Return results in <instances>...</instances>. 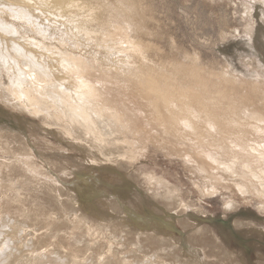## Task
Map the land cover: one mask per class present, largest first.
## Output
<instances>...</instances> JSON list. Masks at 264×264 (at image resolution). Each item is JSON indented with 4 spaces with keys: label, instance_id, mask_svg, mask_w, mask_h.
<instances>
[{
    "label": "rangeland",
    "instance_id": "rangeland-1",
    "mask_svg": "<svg viewBox=\"0 0 264 264\" xmlns=\"http://www.w3.org/2000/svg\"><path fill=\"white\" fill-rule=\"evenodd\" d=\"M5 1L15 5L1 4L0 24L41 39L28 23L35 0ZM68 2H79L69 14L84 16L73 23L78 35L105 37L100 21L118 27L125 20L131 30L95 43L96 57L76 49L91 92L81 89L74 100L64 92L69 85L57 89L84 132L67 121L63 104L47 105V92L14 93L26 79L11 59H20L16 46L0 34V264H264L257 227L264 230L257 191L264 186V66L252 51H264V41H250L243 18L250 1L41 6L51 16ZM55 27L45 31L63 37ZM146 73L150 83L139 77ZM45 77L39 81L52 88L57 80ZM97 152L104 165L90 160ZM225 164H236L244 182L225 174ZM229 202L235 209H226ZM238 220L257 226L240 228Z\"/></svg>",
    "mask_w": 264,
    "mask_h": 264
},
{
    "label": "bare ground",
    "instance_id": "bare-ground-1",
    "mask_svg": "<svg viewBox=\"0 0 264 264\" xmlns=\"http://www.w3.org/2000/svg\"><path fill=\"white\" fill-rule=\"evenodd\" d=\"M248 2H249V5H246V7H245L243 18L246 20L247 27L250 29L248 32L250 34V38H251L250 41L255 40V38H257V36L258 37L260 36V38L264 41V0H248ZM1 4L4 6H9L11 3L6 2L5 0H0V15L4 16L5 11H1V7H3ZM12 4H14V3H12ZM12 4L10 7H12ZM34 4L37 7L42 9V12H41L42 14L38 13L36 11L37 10L35 8L36 6L29 4V12H31V13L33 12L35 17L28 12L30 14V17H31V18H28V19H30V21H28V19L26 17H25V19H27L28 23L30 24V27H29L30 29H32V25L36 26L38 32H34L33 35H35V36L39 35V36H41V39L29 37L27 35L28 33H25V32L23 33L24 36H22L21 35V32H22L21 28H19L16 25H10V23H14V22H9V23L4 22V24H0V34H2L3 39L6 38L10 44L12 42V44H14V46H16V50H17L16 52L18 53V57H20V59H15L14 57H12L11 59L13 60V62H15V67L18 68L17 71L20 72V75L22 77H25V79H26V80H24L26 83L25 84L26 86H24V83H22L23 85H22V87H20V90H17L14 93L19 94V95L27 98L28 97V92H27L28 89H33V90L35 89V90H39L40 92H47L49 94V96L46 97L47 105H52L53 107H56V106L59 107L60 106V108H61V104H63V102H62V99L59 97V94L57 93L58 87L64 88L65 84L69 85V87H65L64 92L68 96L71 95V99L73 98L74 100H77L78 96H80L78 93L79 90L85 89L87 92H91V90L93 89V84L88 80L87 75L84 76L83 72L80 70V67H79V63L81 62L82 57L85 56V55H83V53H80L82 51V49H86V50L91 49L90 50L91 53H93L96 57L98 47H95V43H97L99 41L103 42V43L104 42H111V41L116 40L115 38L117 36H121V35H122L121 37H123V35L126 36V34H127L126 32L129 31V29L131 28L132 25L124 20L122 25L119 24L118 27H115L114 25H112L113 21H100L96 15L91 13L89 20L92 19L95 21H100L98 24L105 27V31L103 30L104 31L103 34L105 35V37L103 35L101 36L98 34L92 35L91 33L87 32V29H86V31L84 29H79L78 30L79 35H78L77 32H74V31H77L75 25L80 24L82 19H84V16H83L81 10H80V12L78 10L75 13L76 15L69 14V13H71L69 7L76 8L77 5L79 4V2L63 3V6L65 7V9L63 11L57 10L58 12H51V10L48 9V11L53 13L51 16L48 15L46 13V10L41 6L42 0H35ZM258 7H260V8H258ZM14 8H15V6H14ZM80 8H82V7H80ZM53 11H55V10H53ZM254 11L256 14L254 13ZM66 12H68L69 17L66 14ZM136 13H137V11H136ZM25 14H27V13H25ZM25 14H23V17L25 16ZM122 16H124V15L122 14ZM4 21H7V20H4ZM75 22H76V24H73ZM52 25H55L56 26L55 28L60 27V30L64 33L63 37H59L55 33H48L45 31L46 28L52 27ZM96 27H97V24H96ZM24 30H26V29H24ZM16 34H18V35H16ZM17 37L22 38V40H17L18 39ZM118 38H120V37H118ZM28 39L34 40V41H36V43L32 44L30 42H27ZM55 41H57L59 46H61V47H57V45L54 44ZM66 46L70 47L69 55H67L68 53L65 54L66 50L64 48ZM77 47H79V48H77ZM112 48H114V47H112ZM76 49H80L79 50L80 52L78 50L76 51ZM252 51L254 53H256L257 56L256 55L255 56L257 57V59L260 60V63L262 64V66H264V51L259 52L258 48H254ZM77 53H80L83 56L82 55L79 56V55H77ZM28 54H30V55H28ZM71 54H73V56ZM88 56L90 57V55H88ZM97 58H99V55L97 56ZM98 60L101 62L100 58ZM91 61H92V59H91ZM25 68H27V69L25 70ZM47 74H49V76ZM148 74L149 73H146L145 75L139 74V77H140V79L145 78L147 83H150L152 80H151V76L150 75L148 76ZM46 75L49 77V79H46V77H45ZM41 76L45 77V82H52L53 83V80H57V81H55L56 83H53L54 85L52 88L47 89V86L45 85V83L39 81ZM63 106H64V108H61L60 111L62 112L63 115L66 113L69 114L70 119L67 121L68 122L72 121L73 124H71V126H73L75 128V131H77V128H80L84 132V130L81 127V122H79L80 117L77 114L72 113L71 110L68 108V106L65 103L63 104ZM106 130H107V132H112L110 128H106ZM253 147L254 146H251V148H253ZM90 160L94 161L98 165H104V160L99 156L98 152L92 154L90 156ZM233 166L236 167V164ZM233 166H227L225 164L224 166H222V171L225 174L228 173L231 176H235L236 178L234 180L236 182L239 180L244 182L243 181L244 175L241 176L239 174H236L237 171L235 168H233ZM223 167H225V168H223ZM247 169H248L247 172H250V171H251V173L253 172V170L250 166H247ZM245 175H246V173H245ZM254 175H257V174L255 173ZM257 176H263V175H261V173H260ZM261 179L264 183V176L261 177ZM262 187L263 188L258 189L257 191L260 192V194L264 195V186H262ZM243 189H244V193H247L249 190V187L244 186ZM262 207H264V206H262ZM226 209L227 210L235 209V204L232 202L227 203ZM156 219L153 220L155 222V225L156 226L158 225L163 230L162 225L158 221L161 219H159V218H156ZM237 224L240 228H243V227L245 228V227H247V225L257 226L256 222L246 223V221H244V220H238ZM164 225L167 227L169 226V225H166V223ZM167 227H165V229H167ZM257 227L259 228V232L263 235L264 230L263 229L261 230L260 226H257ZM170 228L174 229L175 227H170Z\"/></svg>",
    "mask_w": 264,
    "mask_h": 264
},
{
    "label": "water",
    "instance_id": "water-1",
    "mask_svg": "<svg viewBox=\"0 0 264 264\" xmlns=\"http://www.w3.org/2000/svg\"><path fill=\"white\" fill-rule=\"evenodd\" d=\"M221 221L227 223L228 225H230L231 228H232V230H233V232H234V234H237V235H238L237 230H235V229L233 228V226L231 225V223H230V221H229L228 219H226V220H225V219H221Z\"/></svg>",
    "mask_w": 264,
    "mask_h": 264
}]
</instances>
